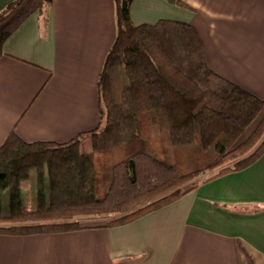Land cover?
<instances>
[{"label":"crops","instance_id":"1","mask_svg":"<svg viewBox=\"0 0 264 264\" xmlns=\"http://www.w3.org/2000/svg\"><path fill=\"white\" fill-rule=\"evenodd\" d=\"M13 1L0 0V11ZM182 1L129 0L130 16L192 25L208 65L264 97V0ZM115 36V0H53L46 18L25 19L0 56V146L13 128L58 142L96 128ZM23 206L34 203L23 196ZM0 264H264V153L127 223L0 233Z\"/></svg>","mask_w":264,"mask_h":264},{"label":"trees","instance_id":"2","mask_svg":"<svg viewBox=\"0 0 264 264\" xmlns=\"http://www.w3.org/2000/svg\"><path fill=\"white\" fill-rule=\"evenodd\" d=\"M52 3L15 0L0 11V56L19 25L36 11L46 18ZM115 6L116 36L98 82V126L64 142L27 141L13 128L0 146V233L75 230L84 226L81 215L116 214L106 225L127 223L264 153V97L208 65L195 27L136 25L129 0ZM118 67L124 82L115 88ZM87 134L93 150L81 147ZM189 154L196 164L187 167ZM33 171L36 201L25 210L22 182Z\"/></svg>","mask_w":264,"mask_h":264},{"label":"rangeland","instance_id":"3","mask_svg":"<svg viewBox=\"0 0 264 264\" xmlns=\"http://www.w3.org/2000/svg\"><path fill=\"white\" fill-rule=\"evenodd\" d=\"M122 67H118L116 69H114L113 74H114V80H113V85L115 86V88H119L120 85H122V83L124 82V74L121 70ZM175 139V138H174ZM175 142H177V140L175 139ZM81 147L85 150H93V140L91 138L90 135H86L84 138H82L81 141ZM190 153V152H188ZM214 156V154H209V159H212L211 157ZM187 160L190 161L189 163H187V167L189 166H194L196 164V158L195 155L189 154L187 157ZM216 170H208L206 171L204 174L200 175L199 177H197V180L202 181L204 178H206V176L212 174L213 172H215ZM36 174L35 172H31V177L27 180H24L22 182V185L24 188H22V193L24 198H26V201L28 204L30 203H34L36 201ZM2 204L4 207V210L8 209L9 206V191L5 190L3 191V195H2ZM116 214H104V215H98V216H78L79 220L81 222V224L83 225H90V224H98V223H106L111 217H113ZM260 263V262H258Z\"/></svg>","mask_w":264,"mask_h":264}]
</instances>
